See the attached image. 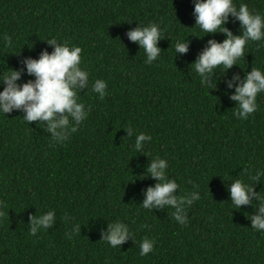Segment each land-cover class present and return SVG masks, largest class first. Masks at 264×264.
Instances as JSON below:
<instances>
[{
  "label": "trees",
  "instance_id": "obj_1",
  "mask_svg": "<svg viewBox=\"0 0 264 264\" xmlns=\"http://www.w3.org/2000/svg\"><path fill=\"white\" fill-rule=\"evenodd\" d=\"M195 2L0 0V74L15 69L18 84L34 80L24 62L50 54L51 38L81 47V67L90 73L78 93L89 114L63 143L52 140L46 122L24 121L22 110L0 114V264H264V232L250 219L264 195V92L246 120L233 116L238 102L231 99L253 67L264 71V41L248 42L238 65L215 69L208 77L214 88L202 86L191 65L209 40L226 36L195 26ZM234 3L264 15V0ZM149 23L163 37L151 65L127 35ZM225 26L242 33L234 17ZM177 41H187L186 53L175 54ZM96 79L107 82L103 100L91 91ZM140 132L152 139L135 151ZM157 157L179 185L173 195L200 194L184 225L170 205L141 206L159 182L147 173ZM235 179L256 194L239 208L228 191ZM51 210V225L29 235L31 218ZM116 220L133 235L113 248L103 238ZM145 237L154 248L140 256Z\"/></svg>",
  "mask_w": 264,
  "mask_h": 264
},
{
  "label": "clouds",
  "instance_id": "obj_2",
  "mask_svg": "<svg viewBox=\"0 0 264 264\" xmlns=\"http://www.w3.org/2000/svg\"><path fill=\"white\" fill-rule=\"evenodd\" d=\"M194 16L195 26L204 33L218 32L226 36L222 42L209 40L208 46L191 65L200 77L201 85L214 88L215 84L208 83V77L215 69L219 67L225 71L233 65H238L237 61L244 55L248 42L264 41V15L251 11L244 3H240L237 7L234 0H196ZM229 17L239 21L242 28L240 35H234L225 26ZM127 35L143 49L146 64L151 65L159 57L161 49L157 45L163 38L159 25L149 23L147 26H138L130 30ZM7 39L5 37V40ZM48 43L54 46L50 54L44 51L38 59L28 58L24 62L27 73L35 76L34 80L18 84L21 71L15 69L0 74V84L5 85L0 91V114H8L13 109L22 110L25 113L24 121L46 122V130L52 133V140L63 143L69 139L71 133L77 131L78 126L89 114L90 110H86L84 103L79 102L78 93L82 88L89 86L90 73L81 67V47L69 44L67 41L58 43L55 38L48 39ZM174 48L175 54L186 53L188 43L177 41ZM233 80L239 81V76H234ZM232 86L229 84V87ZM106 89L107 82L103 79H96L91 85V91L98 94L101 100L107 95ZM261 92H264V71L253 67L245 79L235 86V93L231 99L237 101L238 106L234 109L233 116L246 120L257 110L256 98ZM126 129L129 135L133 134L132 128ZM151 139V135L140 132L135 135L132 147L135 151H141L145 142ZM167 168L168 163L163 158L157 157L150 162L147 173L159 182L146 190V198L141 206L151 210L158 206L170 205L171 209H175L171 212L172 217L184 225L188 219L187 206L199 200L200 194L193 191L187 195H173L179 185L175 180L167 179L165 171ZM258 176L259 173L251 178L256 179ZM228 191L235 208L249 204L251 198L256 195L253 187L243 179L233 180ZM256 198L259 201L258 211L250 217L251 225L253 230L264 232V195L259 194ZM54 213L55 210H51L47 214L32 217L29 235L35 236L38 226L47 229L52 223ZM79 230V225L73 227V231ZM132 235L127 224L116 220L109 224L103 241L115 248ZM154 244L153 239L143 238L139 244V255L145 256L153 251Z\"/></svg>",
  "mask_w": 264,
  "mask_h": 264
}]
</instances>
